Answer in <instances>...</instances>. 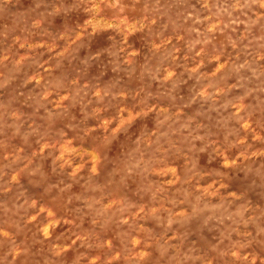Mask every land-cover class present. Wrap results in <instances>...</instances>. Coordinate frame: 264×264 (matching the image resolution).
<instances>
[{
  "label": "rangeland",
  "instance_id": "374dc122",
  "mask_svg": "<svg viewBox=\"0 0 264 264\" xmlns=\"http://www.w3.org/2000/svg\"><path fill=\"white\" fill-rule=\"evenodd\" d=\"M188 4L190 11L199 12L198 31L211 33L209 47L224 52L220 63L231 65L225 77L233 89L229 99L234 93L239 103L223 114L243 115L246 106L264 101V92L252 91L264 81V29L253 25L248 30L247 22L225 28L223 0L211 9H202L198 0ZM52 7V0L39 7L37 0H0V185H8L0 201L11 203L19 196L23 203L29 198L36 205L29 209L33 224L47 229L46 235L39 234L43 243L33 239L34 227L22 237L29 256L22 262L17 258L18 264H61L50 259L49 247L66 250L59 255L70 257L67 264H264V156L253 155L239 168L214 165L200 173L199 181L193 180L190 168L181 174V166L164 156L157 157L159 164L129 173L140 160L135 146L149 136L154 139L164 117H150L142 127L144 110L118 104L127 93L115 94L137 83L140 70L128 72L121 65L107 32L87 38L78 33L80 40L73 44ZM184 7L170 14L175 19ZM191 26L187 21L178 34L170 26L163 39L156 38L160 51L145 56L149 71L143 78L150 87L149 73L168 66L173 46L175 58L182 59L200 39L197 32L187 31ZM202 47L196 43L194 51ZM98 66H107V71ZM154 86L159 89V81ZM251 117L245 127L252 124L253 132L264 136L254 123L262 120L261 114L252 112ZM148 158L145 154L144 160ZM199 162L205 165L206 158ZM97 176L107 180L97 181ZM181 184L184 195L178 196ZM83 192L100 201V220L79 217ZM102 222L104 231L98 228ZM0 228L13 234L3 213ZM77 228L91 247L76 240ZM5 256L7 261L0 259V264H11L6 246L0 249V257Z\"/></svg>",
  "mask_w": 264,
  "mask_h": 264
},
{
  "label": "clouds",
  "instance_id": "9594fccd",
  "mask_svg": "<svg viewBox=\"0 0 264 264\" xmlns=\"http://www.w3.org/2000/svg\"><path fill=\"white\" fill-rule=\"evenodd\" d=\"M45 2L46 0H37V7ZM198 2L201 3L202 9H211L220 4L221 0ZM52 5L54 18L61 19L64 34L73 44L80 40L78 33H83L87 38L99 35L101 31L107 32L109 33L107 39L115 45L121 57V65L126 66L128 72L133 69L140 70L141 75L134 78L137 83L129 88H121L115 94L119 96L120 92L127 93V98L119 100L118 104L124 103L133 111L144 110L141 112L142 127L147 126L150 117H164L163 120H158L156 131L153 133L155 138L149 136L141 141L143 146H135L134 152L139 153L140 160L129 169V173L159 164L157 157L164 156L166 162L174 161L181 166V174L184 167L190 168L193 180L199 181L203 179L200 173L214 165L222 169L239 168L242 165L247 166L244 165V160H251L253 155L264 156V136L256 135L252 124L245 127L246 121L252 118L251 113L259 112L262 120L254 123L261 132H264V101H258L254 108L246 106L243 115L237 112L223 114L224 110L239 103L234 93L233 98L229 99V93L233 89L228 87L229 82L225 77L231 65L220 63V58L224 55L222 50L215 46L209 47L211 41L208 36L211 33H200L196 28L199 12L189 10L188 0H52ZM179 5L185 7L174 19L170 13ZM222 7L228 19L225 28L247 22L248 30L253 25L264 29V0H223ZM164 17H167V22L164 21ZM187 21L192 23L187 31L197 32L200 39L188 48L182 59L175 58L176 49L173 46L168 53L172 57L168 66L160 65L156 68L155 74L149 73L153 82V86L150 87L149 81L143 78L144 73L149 71L145 68L148 64V60L145 59L146 53L150 51L155 56L160 51V47L155 43L156 38L163 39L165 31L170 26L173 28V34H178ZM196 43L203 45L198 52L194 51ZM161 70L163 75L160 74ZM99 71H107V66L99 67ZM253 75L257 76V73L254 71ZM156 81H159V89L154 86ZM160 89L165 90L164 94H160ZM252 91L264 92V81L256 85ZM161 104H167L168 108L162 109ZM178 108H182L183 111L178 112ZM229 121H235V124L230 126ZM253 136L255 139H252ZM254 148L255 153L252 151ZM145 154L149 156L147 160H144ZM200 157L206 158L205 165L200 164ZM226 160L231 163L225 164ZM184 161H188V164L185 165ZM141 165H144V169H141ZM2 175L3 169L0 168V176ZM95 179L103 182L107 177L97 176ZM7 187L8 185H0V192ZM177 195H184L183 184ZM89 196L90 193H82L83 203L78 209V215L100 220L103 212L98 213L96 208L100 201L90 199ZM18 201L19 196L11 203L0 201V213L10 220V231L13 233L9 235L0 228V249L7 247L8 256L13 257L11 264H18L17 258L20 262L28 258V245L20 241L24 235L32 232L33 227L35 228L32 232L33 239L43 243V238L39 234L41 231L47 234V229L42 230L39 222L33 224L35 218L31 216L29 209H34L36 205L30 203L29 198L23 203ZM55 223L53 221L50 226L54 227ZM98 228L104 231L106 223L98 224ZM73 235L80 241L81 246L91 247L88 238L79 228ZM76 240H73V244ZM18 249L20 251H17ZM48 251L51 253V260L59 261L61 264H67L70 260V257L59 255V252L66 251L64 249L58 252L49 247ZM0 259L7 261L6 256Z\"/></svg>",
  "mask_w": 264,
  "mask_h": 264
}]
</instances>
